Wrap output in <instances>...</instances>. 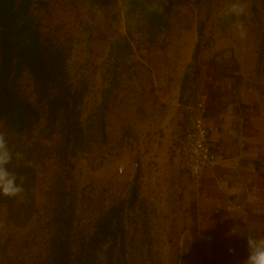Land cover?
<instances>
[{"label":"rangeland","instance_id":"374dc122","mask_svg":"<svg viewBox=\"0 0 264 264\" xmlns=\"http://www.w3.org/2000/svg\"><path fill=\"white\" fill-rule=\"evenodd\" d=\"M232 2L16 0L77 93L78 131L48 118L29 70L17 75L41 120L21 133L0 121L23 154L9 168L25 178L22 199L0 195V264H49L66 232L70 264H200L196 180L180 145L202 118L212 67L240 73L264 157V0H243L244 40L221 15ZM19 209L29 216L13 221Z\"/></svg>","mask_w":264,"mask_h":264},{"label":"crops","instance_id":"0c3cea01","mask_svg":"<svg viewBox=\"0 0 264 264\" xmlns=\"http://www.w3.org/2000/svg\"><path fill=\"white\" fill-rule=\"evenodd\" d=\"M225 67H212L205 83L201 120L213 163L195 185L200 264H244L247 235L264 236V157L247 132L256 106L240 73Z\"/></svg>","mask_w":264,"mask_h":264},{"label":"trees","instance_id":"16d2710c","mask_svg":"<svg viewBox=\"0 0 264 264\" xmlns=\"http://www.w3.org/2000/svg\"><path fill=\"white\" fill-rule=\"evenodd\" d=\"M24 70L33 74L40 99L47 106L48 118L61 123L69 134L77 132L78 97L71 84L60 76L61 62L44 46L40 34L23 22L16 0H0V121L18 133L41 120L39 108L18 90L16 78ZM10 212L13 221L29 216L26 215L29 210H24V215L21 209ZM103 229L107 234L106 225ZM67 235L68 232L52 238L49 264H70Z\"/></svg>","mask_w":264,"mask_h":264},{"label":"clouds","instance_id":"9594fccd","mask_svg":"<svg viewBox=\"0 0 264 264\" xmlns=\"http://www.w3.org/2000/svg\"><path fill=\"white\" fill-rule=\"evenodd\" d=\"M148 11L163 12V8L157 3H152L148 6ZM247 14V4L243 0H233L224 11L222 16L231 18L235 17L231 27L235 36L241 40L247 38V29L240 17H244ZM19 161L23 159V154L15 152L9 148L6 134L0 131V195L9 198H21L24 193V177H18L14 171H11L9 165L13 163V160ZM19 180V183H18ZM237 233L236 228L232 230V233ZM231 251V250H230ZM247 251L248 255L244 264H264V236L257 237L253 234L247 235Z\"/></svg>","mask_w":264,"mask_h":264},{"label":"built area","instance_id":"2783aa9c","mask_svg":"<svg viewBox=\"0 0 264 264\" xmlns=\"http://www.w3.org/2000/svg\"><path fill=\"white\" fill-rule=\"evenodd\" d=\"M180 155L183 167L199 182L213 163L208 132L202 120H198L182 140Z\"/></svg>","mask_w":264,"mask_h":264}]
</instances>
